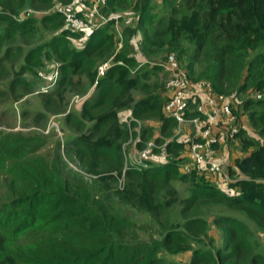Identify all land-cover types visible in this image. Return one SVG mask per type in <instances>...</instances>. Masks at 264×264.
<instances>
[{"label": "trees", "instance_id": "1", "mask_svg": "<svg viewBox=\"0 0 264 264\" xmlns=\"http://www.w3.org/2000/svg\"><path fill=\"white\" fill-rule=\"evenodd\" d=\"M54 1L0 0V25L4 28L0 75L7 76L5 65L16 60L14 51L22 53L12 45L17 36L33 37L40 24L61 30L49 42L28 49L26 66L20 70L12 66V89L28 86L23 75L34 73L35 67L43 64L42 48H47L46 58L59 60L60 78L53 88L59 84L60 99L67 87H81L84 81L94 86L80 113L68 118L78 133L71 136L67 147L96 175L105 193L97 196L89 186L72 184L57 160L50 162L37 155L42 144L39 136L0 131V171L11 176L15 187L14 196L0 204V264H182L166 262L161 254L190 249V264H264V254L251 247L245 220L225 212L218 214L216 222L224 229V239L213 249L204 239L207 221L197 214L201 203H222L244 210L264 228V139H256L241 127L238 141L246 154L229 166L234 178L226 182V190L200 177L196 170L181 171L179 161L187 141L169 138L177 125L164 110L171 92L152 84V76L161 68L154 66L156 73L142 72L134 57L119 51L114 17L85 38L82 32L86 31L70 29L57 10L40 19L16 18L18 8L28 3L48 10ZM61 1L69 4L72 0ZM149 1L131 4L130 0H108L102 12L108 15L132 7L139 14L137 28L144 33V52L187 55L191 77L195 81L209 78L214 92L227 97L236 90L243 94L252 89L259 96L245 97L242 109L254 131L264 138V0H165L171 8L159 25L155 23L157 28ZM135 31L128 30L131 34ZM75 39L81 41V47L74 46ZM112 57L105 75L99 76L97 63ZM198 67L202 72L195 76ZM44 95L52 99L54 92ZM125 110L131 112L130 124L121 119ZM134 118L145 121L137 141L139 148L155 133L146 121H160V135L155 140L166 143V161L150 160L141 168L126 162L124 144L132 134H138ZM238 171L244 176L239 177ZM176 180L189 183L186 196ZM112 197L152 214L164 227L160 237L132 238L122 215L110 204ZM175 203L182 205L181 212L187 218L167 224L165 212ZM194 241L200 245L193 247Z\"/></svg>", "mask_w": 264, "mask_h": 264}, {"label": "rangeland", "instance_id": "2", "mask_svg": "<svg viewBox=\"0 0 264 264\" xmlns=\"http://www.w3.org/2000/svg\"><path fill=\"white\" fill-rule=\"evenodd\" d=\"M84 1L91 3L94 0ZM134 1L136 0H130L131 4H133ZM149 2L152 8L151 14L155 17L154 24L157 23L159 25V22L169 15L171 6L165 0H150ZM57 5L65 6L68 4H65L61 0H55L52 8L48 10H38L28 3L25 7L18 8V15H16V18L18 20H25L34 16L40 19L43 14L55 11ZM109 15H114V18L118 23L117 26L119 31L117 32V36L123 46L119 47V49L121 48L119 51L125 50L129 56L134 57L137 61V68L142 72L151 71L156 73V71L153 70V67L159 66L161 68L157 74L152 76V84L156 86V88L161 87L165 89L166 87L167 89L170 73L165 69V65L169 54L176 53L180 62V68L186 76L189 84L188 95L192 97L193 110L203 106L206 111H209L214 104L220 101V94L213 91L211 80L209 78L195 81L192 78L193 76L191 77V72L188 68L189 57L187 55H181L178 51H165L164 53L157 55L144 52V33L137 28L139 14L136 13L132 7L123 9L119 8L116 13L108 14L107 16ZM84 16L93 25H97L101 22V20L98 22L99 18L94 12L88 11ZM154 26V28H157L156 24ZM131 28L136 30L134 34L128 32ZM3 32L4 28L0 25V35ZM57 33H61V30H59L57 26L44 27L40 24L33 37L25 39L17 36V41L12 44L14 47L21 48L22 53L15 50L14 54L16 60L13 62L8 61L5 65L7 76L2 77L0 75V131L13 133L22 132L25 135L39 136L42 144L37 148V155H44L50 162L57 160L60 164L63 175L68 178L72 184L89 186L97 196H100L105 192L102 190L101 184L96 175L88 172L67 147V143L71 140V136L78 133V129L68 121V118L72 113L77 115L80 113L84 101L90 95L94 86H90L84 81L81 87H67V89H64L63 96L60 99L57 91L61 90V88L58 84L55 88L50 90L51 92H54L52 99L47 98L46 95H44L46 91H43L46 84L39 76V71L44 69L51 70L59 60L56 58H46L45 51L47 48L44 50L42 48L43 64L36 66L34 73L33 71H28L23 75L24 78L27 79L28 86H18L12 89V82L14 80L13 68L20 70L21 66L23 67L27 65L24 58L28 49L49 42L51 37ZM88 33L89 32H82V34H84L82 38H85ZM73 43L75 47H81L82 45L81 41L76 39ZM104 62L105 61H99L97 63V68L99 69ZM201 72V67L196 68L195 76H200ZM208 87H210V90ZM198 92L201 95L204 94V96L207 93L208 99L204 100ZM165 94L169 95L170 93L166 92ZM245 97L257 98L258 94L252 89L243 94H239L236 90L232 95L227 96V98L225 96L223 100V102L230 103L236 109L241 127L244 125L243 116L249 118L248 113L242 109V102ZM227 99H229V102ZM130 120L131 117L129 116V113L128 115L124 114L123 121L130 122ZM153 120L156 119H150L147 123L151 124L150 121ZM144 123L145 121L143 120L137 122L134 127V131L138 132L137 136H134L130 142H125L124 144L127 163L135 162L136 157L140 155L141 148L138 147L137 141L141 138V128ZM194 133V125L190 122H185L183 124H178L174 129V133L169 138L188 141L193 138ZM250 133H252L258 140L264 139L260 133L254 131V129H251ZM155 138L156 135L154 133V136L150 137L148 140H153ZM228 144H230L229 141H224L218 145V147L214 148V150L215 155L220 157V159H218L221 161L224 169L229 173L228 168L232 159L227 158L225 154L220 155V150L222 148L224 149V145ZM161 157L166 159V156L160 154V151L156 149L151 160L156 162L161 160ZM199 175L206 179L210 178L206 172L199 173ZM216 177L217 179L214 181H216L220 187L223 186L222 183L226 184L221 175ZM175 183L182 195L186 196L188 194L189 183L181 180H176ZM117 185L118 183H113V186ZM12 187L13 189L15 188L11 185V176L6 171H0V204L9 201L14 196ZM110 204L117 213L122 215L126 229L132 238L138 237L152 239L160 237L164 227L156 221L152 214L138 210L116 197H112ZM181 209L182 205L180 203H175L169 207L164 215L166 223L172 224L177 221H185L187 217L181 212ZM222 212L235 215L239 219L245 220L246 223L247 220H250L247 223L249 234L248 240L254 252L264 254V228L258 226L252 221L244 210L229 208L222 203L204 202L199 205L197 214L198 216L205 218L207 221V229L204 235L206 243L212 245L213 249H216L217 246L223 244L224 229L216 222L217 215ZM198 245H200V243L194 241L193 247ZM161 255H165L166 262L190 264L192 249L176 254L162 253Z\"/></svg>", "mask_w": 264, "mask_h": 264}, {"label": "built area", "instance_id": "3", "mask_svg": "<svg viewBox=\"0 0 264 264\" xmlns=\"http://www.w3.org/2000/svg\"><path fill=\"white\" fill-rule=\"evenodd\" d=\"M107 4L108 0H94L91 3L84 0H72L65 6L57 5L56 10L63 13L67 26L70 29L90 32L104 25L114 17V15L107 16L102 12V8L106 7ZM88 11L96 13L99 18L98 22L100 20L101 22L97 25L91 24L84 16ZM117 24L116 22V27L118 28ZM121 46L120 43L119 47ZM112 62L113 57L101 64L98 69V75H105ZM165 69L170 73L167 89L171 92L170 99L164 107L165 113L168 116L174 117L177 125L190 122L195 127L194 136L191 140L187 141L185 150L183 151V154L186 152V158H182L179 161L180 169L186 173L193 170H196L198 174L206 172L212 181L216 180V176L218 175H221L225 182L233 180L230 172L228 173L224 169L218 156L215 155L214 148H216L215 145L224 141L231 143L238 141L241 125L238 121L236 109L230 103L223 102L225 96L220 94V101L214 104L209 111H206L203 106L193 110L192 97L188 95L189 84L180 68V62L176 53L169 54ZM39 76L46 84L43 91H50L59 81L60 63L56 62L51 70L44 69L39 71ZM134 120L136 121L135 127L139 119L134 118ZM131 122L130 120L128 123L130 124ZM132 138L133 136L126 143L130 142ZM156 149L167 158L166 143H158L153 139L146 141L145 146L141 148L140 155L136 157L135 162H132V164H136L139 168L146 166L152 159ZM181 157H183L182 154Z\"/></svg>", "mask_w": 264, "mask_h": 264}, {"label": "crops", "instance_id": "4", "mask_svg": "<svg viewBox=\"0 0 264 264\" xmlns=\"http://www.w3.org/2000/svg\"><path fill=\"white\" fill-rule=\"evenodd\" d=\"M116 30L118 31V28L116 27ZM208 89L210 90V87H208ZM94 90V89H93ZM93 90H92V92H93ZM92 92H90V94L92 93ZM198 94L200 95V96H202L203 97V99L204 100H207L208 99V94L206 93V95L204 96V94L203 95H201L199 92H198ZM227 98V97H226ZM227 101L229 102V99H227ZM128 113H129V116L131 115V112L129 111V110H125V111H123V112H121V114H120V116H121V119L123 120V116H124V114H127L128 115ZM149 120H147L146 122H148ZM243 121H244V127L247 129V131L250 133L251 132V129H253V126H252V124H251V122H250V119L247 117V116H243ZM150 123L152 124V125H154V129H155V135L157 136V135H159L160 134V121L159 120H153V121H150ZM252 134V133H251ZM222 148V147H221ZM221 152H220V155L221 154H225L226 156H227V158H229V159H232L231 160V162H230V165L231 164H233L234 163V161H235V159L237 158V157H242V156H244L245 154H246V151H244L243 150V148H242V146L239 144V141H237V142H235V143H231L230 142V144H228V145H224V149L222 148L221 150H220ZM182 158H186V152H184V154L182 153ZM218 158L220 159V157L218 156ZM167 159V158H166ZM166 159L165 158H162L161 157V160H159V161H156L157 163L158 162H164V161H166ZM227 160V159H226ZM229 165V166H230ZM227 166H228V164H227ZM229 169V168H228ZM239 177H243L244 176V173H240L239 171H238V174H237ZM210 180H211V177L209 178ZM217 183V182H216ZM218 184V183H217ZM227 184V183H226ZM226 184L224 183H222V187H220L219 185V187L221 188V189H223V190H226ZM246 219V218H245ZM250 220H247V223L249 222Z\"/></svg>", "mask_w": 264, "mask_h": 264}, {"label": "clouds", "instance_id": "5", "mask_svg": "<svg viewBox=\"0 0 264 264\" xmlns=\"http://www.w3.org/2000/svg\"><path fill=\"white\" fill-rule=\"evenodd\" d=\"M182 171V170H181ZM218 185V184H217Z\"/></svg>", "mask_w": 264, "mask_h": 264}]
</instances>
